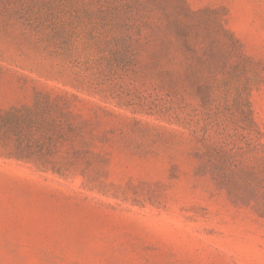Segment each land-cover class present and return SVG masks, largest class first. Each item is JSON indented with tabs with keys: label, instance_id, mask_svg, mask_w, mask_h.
<instances>
[{
	"label": "rangeland",
	"instance_id": "374dc122",
	"mask_svg": "<svg viewBox=\"0 0 264 264\" xmlns=\"http://www.w3.org/2000/svg\"><path fill=\"white\" fill-rule=\"evenodd\" d=\"M99 1L0 0V114L47 93L83 126L43 156L0 132V264H264V214L219 153L264 161V0H149L191 45L101 30Z\"/></svg>",
	"mask_w": 264,
	"mask_h": 264
},
{
	"label": "trees",
	"instance_id": "16d2710c",
	"mask_svg": "<svg viewBox=\"0 0 264 264\" xmlns=\"http://www.w3.org/2000/svg\"><path fill=\"white\" fill-rule=\"evenodd\" d=\"M176 10H183L185 6L177 3ZM86 15L93 24L101 29L115 32H132L149 30V32L171 33L182 36L186 45H191L192 33L190 20L183 18H171L167 15L166 6L160 2L149 0L118 1L103 0L89 4L85 10ZM160 14V15H159ZM71 101L62 96L52 97L47 93H38L36 99L35 114L23 113L19 110L0 114V132L8 135L28 139L33 136L38 146L39 155L46 154L60 143L73 142L79 137L82 125L75 123L71 111ZM3 138L6 139L3 135ZM263 145V144H262ZM25 147L22 141L15 143L10 150V155H20ZM27 149H32L29 145ZM226 148L221 146L220 149ZM264 148V145H263ZM73 149V145L71 146ZM220 153L223 162L220 166L223 173L233 174L240 180L246 181V192L237 193L239 198L251 203L255 200L253 207L264 214V161L260 163H244L231 158L230 150L227 148ZM202 156H209L208 152ZM205 159V158H203ZM264 160V157H263ZM207 162L210 159L206 160ZM40 164H45L41 162ZM204 165L206 163H203ZM263 199V201H261ZM248 203V204H249Z\"/></svg>",
	"mask_w": 264,
	"mask_h": 264
}]
</instances>
